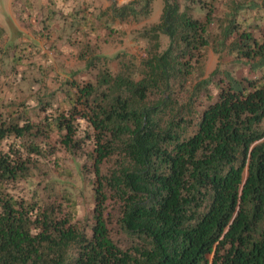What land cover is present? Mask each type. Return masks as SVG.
I'll return each mask as SVG.
<instances>
[{
  "label": "trees",
  "instance_id": "1",
  "mask_svg": "<svg viewBox=\"0 0 264 264\" xmlns=\"http://www.w3.org/2000/svg\"><path fill=\"white\" fill-rule=\"evenodd\" d=\"M152 1L110 9L145 16ZM215 1H202L200 18L164 0L161 22L144 31L139 71L104 64L94 80H68L58 103L49 88L34 105L0 98V264H264V34L237 17L257 3L219 17ZM70 15L73 26L86 16ZM210 45L260 74L216 69L193 81ZM63 149L94 175L90 225L77 219L72 192L48 178L47 160ZM39 173L43 186L14 191Z\"/></svg>",
  "mask_w": 264,
  "mask_h": 264
},
{
  "label": "rangeland",
  "instance_id": "2",
  "mask_svg": "<svg viewBox=\"0 0 264 264\" xmlns=\"http://www.w3.org/2000/svg\"><path fill=\"white\" fill-rule=\"evenodd\" d=\"M129 1L0 0V25L5 28L7 39L0 42V98L34 105L38 94L49 88L51 91L59 89L58 103L62 99L61 92L68 88V80H94L104 64L112 72H117L123 64L139 71L141 61L148 56L149 50V40L145 38L144 31L161 22L164 0H153L150 13L145 16L123 19L112 14V4L120 7ZM179 1L182 9L189 4L192 15L203 18L207 8L202 1L209 3L211 0H201V3L198 0ZM250 2L257 3L256 7L241 10L237 17L260 38L264 34V17L259 10L264 11V0H216L214 13L223 17L234 6ZM70 13L73 16L85 14L82 16L83 24L71 25ZM47 17L52 18L49 20ZM10 41L17 45L14 46L18 50L15 61L8 56L14 53L12 46H8ZM160 41V49L164 50L169 44V37L161 33ZM89 60L93 64L89 65ZM216 69L229 70L237 76L260 74L228 51L218 52L210 45L204 50L201 67L194 74L193 81L208 77ZM57 137L54 135L53 141ZM83 159L64 149L59 151L47 160L50 169L48 178L59 179L61 188L72 192L78 204L77 219L81 225H90L95 206L94 175L90 168L82 167ZM57 162L60 167L71 168L73 175L59 176ZM44 179L39 173L33 182L16 183L14 191L27 196L32 192L31 184L43 186L46 183ZM37 180L41 182L36 183Z\"/></svg>",
  "mask_w": 264,
  "mask_h": 264
}]
</instances>
